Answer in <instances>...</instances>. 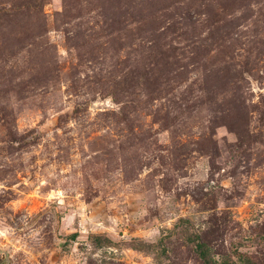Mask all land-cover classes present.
Listing matches in <instances>:
<instances>
[{
    "label": "rangeland",
    "instance_id": "rangeland-1",
    "mask_svg": "<svg viewBox=\"0 0 264 264\" xmlns=\"http://www.w3.org/2000/svg\"><path fill=\"white\" fill-rule=\"evenodd\" d=\"M0 264H264V0H0Z\"/></svg>",
    "mask_w": 264,
    "mask_h": 264
}]
</instances>
